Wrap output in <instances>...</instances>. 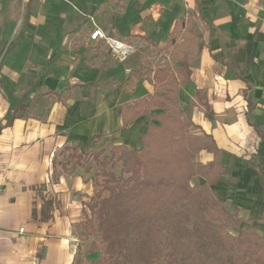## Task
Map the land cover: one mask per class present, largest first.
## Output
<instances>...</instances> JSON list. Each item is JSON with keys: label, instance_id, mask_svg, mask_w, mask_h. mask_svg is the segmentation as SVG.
<instances>
[{"label": "crops", "instance_id": "crops-1", "mask_svg": "<svg viewBox=\"0 0 264 264\" xmlns=\"http://www.w3.org/2000/svg\"><path fill=\"white\" fill-rule=\"evenodd\" d=\"M1 1L0 264H75L77 226L95 189L88 165L68 164L63 151L141 149L150 121L122 131L121 110L154 94L159 84L142 63L163 56L169 65L152 77L189 61L190 80L179 88L189 134L211 135L228 170L212 190L238 212L241 230L264 236V0H232L224 19L206 0H28L22 11L19 0ZM187 11L211 27L199 53L172 62L162 50ZM96 28L108 41H91ZM22 100L24 112L11 120ZM214 158L203 151L197 161Z\"/></svg>", "mask_w": 264, "mask_h": 264}, {"label": "trees", "instance_id": "trees-1", "mask_svg": "<svg viewBox=\"0 0 264 264\" xmlns=\"http://www.w3.org/2000/svg\"><path fill=\"white\" fill-rule=\"evenodd\" d=\"M190 76L189 61L164 67L148 77L159 84L154 94L122 107V131L137 119L150 121L141 149L113 146L109 155L64 149L68 164L82 165L88 157L96 167L90 214L77 226L79 239L92 241L84 257L79 245L75 264H264V236L251 227L241 230L238 212L212 190L228 172L213 137L189 134L192 119L180 107L179 88ZM196 99L211 117L203 95L197 92ZM24 110L22 100L11 120ZM203 151L214 160L198 162ZM197 178L204 181L193 184ZM51 206L48 201L46 214ZM95 254L98 259L89 258Z\"/></svg>", "mask_w": 264, "mask_h": 264}, {"label": "rangeland", "instance_id": "rangeland-1", "mask_svg": "<svg viewBox=\"0 0 264 264\" xmlns=\"http://www.w3.org/2000/svg\"><path fill=\"white\" fill-rule=\"evenodd\" d=\"M27 1L28 0H19V2L17 3L18 4L17 8H19V10L22 11L25 5L27 4ZM206 1L209 7L211 8V12L213 11L212 14L214 17H215V12L213 9L215 7V4H217V7H218L216 17L222 16L224 19V17L232 14V4H231L232 0H217V1L216 0H206ZM240 2H242V0ZM1 3L2 1L0 0V5ZM187 14H190V16ZM243 19L247 20L246 17H243ZM210 27L211 26L209 23L206 24L204 22H201V19L200 17L197 16L196 11L192 13L187 11L184 14V16L183 17L181 16L180 20H178V25L176 27L174 34L172 35V40L170 41V45H169L170 50L168 48H164L162 50L163 54L169 55V59H171V61L173 62L174 60L173 57H178V56L182 57L183 54L190 53V52L195 53V54L199 53L201 35L202 34H204V36L207 35V31ZM172 62H171V65H172ZM168 63H169V60L165 56L158 58V59H151L150 61L149 60L143 61L142 63L143 72H145L147 77L152 76V73L155 71V68L169 65ZM106 155H109V152ZM84 163L85 165H88L86 169L90 168L89 169L90 178L95 179L96 167L93 161L87 157ZM114 172L119 176L120 168L115 169ZM192 183L193 184L199 183L198 178L194 179ZM230 231L235 236L239 235L240 233L238 230L231 229ZM91 241L92 239L89 241L79 239V243L82 245L81 252L83 253V257L85 255L84 252L91 245ZM77 251L78 250H76L75 254H77ZM98 257L99 255L95 254V255L90 256V259L95 260V259H98Z\"/></svg>", "mask_w": 264, "mask_h": 264}, {"label": "built area", "instance_id": "built-area-1", "mask_svg": "<svg viewBox=\"0 0 264 264\" xmlns=\"http://www.w3.org/2000/svg\"><path fill=\"white\" fill-rule=\"evenodd\" d=\"M90 38H91V41H94V42H98V41H101V40L108 41L106 33L102 29H99V28H96L92 32ZM21 231L23 232L24 229H21Z\"/></svg>", "mask_w": 264, "mask_h": 264}]
</instances>
